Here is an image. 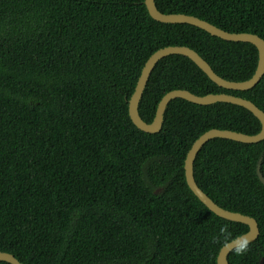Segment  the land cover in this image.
<instances>
[{
	"label": "trees",
	"instance_id": "obj_1",
	"mask_svg": "<svg viewBox=\"0 0 264 264\" xmlns=\"http://www.w3.org/2000/svg\"><path fill=\"white\" fill-rule=\"evenodd\" d=\"M163 13L197 16L264 39V0H155ZM185 45L221 77L254 73L257 48L186 23L153 19L144 0H0V251L26 264H217L246 224L210 211L189 189L184 159L210 128L259 132L246 108L171 100L157 133L138 129L128 98L157 49ZM229 93L264 111V75L225 89L188 57L170 54L150 73L138 111L151 122L168 91ZM264 140H208L197 185L219 206L253 217L255 241L229 264L264 262ZM161 187L157 193L154 191ZM0 264H9L0 261Z\"/></svg>",
	"mask_w": 264,
	"mask_h": 264
},
{
	"label": "water",
	"instance_id": "obj_2",
	"mask_svg": "<svg viewBox=\"0 0 264 264\" xmlns=\"http://www.w3.org/2000/svg\"><path fill=\"white\" fill-rule=\"evenodd\" d=\"M144 4L150 14V16L160 22L164 23H186L198 28H201L209 34L219 37L227 41H243L253 44L258 51V59L254 73L250 78L234 81L228 80L218 75L208 62L199 55L194 49L185 45H168L161 47L154 51L145 61L142 66L140 75L137 79L134 91L128 98V114L133 124L140 130L148 133H157L160 131L163 123V116L168 103L175 99L181 98L186 101L198 104L209 105L215 102H228L242 106L249 110L260 122L261 128L259 132L255 134H246L239 131L230 129L210 128L197 137L186 153L184 159V176L189 189L193 194L213 213L216 215L235 222H240L248 226V230L237 236L232 240L239 241L240 238H248L249 243L256 240L259 235V227L257 221L246 214H242L236 211L227 210L218 204H216L196 183L193 174V165L197 153L202 146L210 139L213 138H225L243 143H256L264 140V111L261 110L251 100L236 96L233 94L221 92V93H207L204 95H197L190 92L187 89H173L166 92L158 101L154 117L151 122L144 121L139 115L138 106L143 93V90L147 84L148 78L155 64L163 57L170 54H180L188 57L192 60L205 74L218 86L230 89V90H248L254 87L261 77L264 75V39L255 33L251 32H229L226 31L206 20H203L194 15H188L184 13H163L161 12L155 3V0H144ZM261 157L256 164V174L260 182L264 185V176L260 171ZM161 190V187L157 188L154 192L157 193ZM234 247V245L232 246ZM232 248L226 246V243L219 249L216 262L217 264H229L227 256ZM0 261H5L9 264H26L18 260L13 254L0 251ZM259 264H264L263 259Z\"/></svg>",
	"mask_w": 264,
	"mask_h": 264
},
{
	"label": "clouds",
	"instance_id": "obj_3",
	"mask_svg": "<svg viewBox=\"0 0 264 264\" xmlns=\"http://www.w3.org/2000/svg\"><path fill=\"white\" fill-rule=\"evenodd\" d=\"M228 229L226 226H222L220 229V234L221 236L224 237V241L226 243V246L229 248H232L236 254H242L247 250L248 247V238L243 237L240 238L239 241L237 242L236 240H232L228 235ZM234 245V247H232Z\"/></svg>",
	"mask_w": 264,
	"mask_h": 264
}]
</instances>
